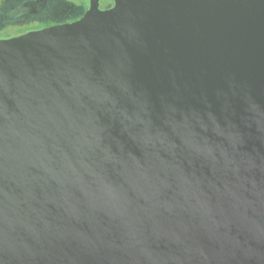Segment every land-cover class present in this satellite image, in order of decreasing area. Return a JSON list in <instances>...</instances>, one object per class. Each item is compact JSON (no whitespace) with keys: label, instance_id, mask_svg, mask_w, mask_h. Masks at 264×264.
<instances>
[{"label":"water","instance_id":"1","mask_svg":"<svg viewBox=\"0 0 264 264\" xmlns=\"http://www.w3.org/2000/svg\"><path fill=\"white\" fill-rule=\"evenodd\" d=\"M0 264H264V0L0 40Z\"/></svg>","mask_w":264,"mask_h":264},{"label":"flooded vegetation","instance_id":"2","mask_svg":"<svg viewBox=\"0 0 264 264\" xmlns=\"http://www.w3.org/2000/svg\"><path fill=\"white\" fill-rule=\"evenodd\" d=\"M95 6L106 10L113 0H0V40L74 22Z\"/></svg>","mask_w":264,"mask_h":264}]
</instances>
